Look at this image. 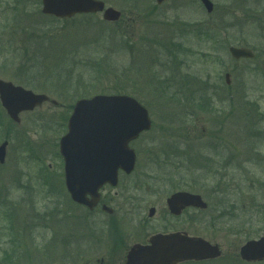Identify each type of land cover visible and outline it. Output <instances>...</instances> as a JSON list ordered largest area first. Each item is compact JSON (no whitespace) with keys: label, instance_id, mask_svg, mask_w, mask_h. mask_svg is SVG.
Instances as JSON below:
<instances>
[{"label":"rangeland","instance_id":"rangeland-1","mask_svg":"<svg viewBox=\"0 0 264 264\" xmlns=\"http://www.w3.org/2000/svg\"><path fill=\"white\" fill-rule=\"evenodd\" d=\"M104 1L122 11L120 25L104 21L101 13L92 15L91 24L75 34L82 38L80 47L69 40L74 30L61 42L68 58L57 66V18L41 13V0H0V78L62 104L47 102L23 112L17 126L0 103V143H10L8 160L0 165V264H75V259L81 264L78 255L65 263L64 254L69 258L81 246L79 242L74 250L76 241L68 245L70 236L80 238L65 230L70 226L79 234L72 221L83 211L60 187L59 140L76 101L98 93L135 97L153 122L152 129L132 143L137 166L118 186V215L130 207L126 194L133 191V215L154 226L149 233L165 221L166 231H187L221 246L220 258L199 264H264L242 261L238 255L248 239L264 236V0H212V14L199 0H169L160 6L155 0ZM59 20L57 25L66 19ZM123 38L128 40L124 48ZM163 44L176 48L177 70ZM149 46L164 64L155 62L151 72L145 64ZM229 46L248 47L256 57L236 60ZM152 72L155 79L150 78ZM84 85L88 91L81 92ZM200 95L208 96L206 101ZM201 101L212 110L199 109ZM251 113L256 117H249ZM207 165L218 176L208 174L212 171ZM55 178L59 190L54 191L49 183ZM217 178L226 185L214 193ZM192 180L193 192L209 203L208 212L172 218L165 211L166 198ZM225 196L228 216L209 226ZM151 206L157 211L149 218ZM65 236V243H58ZM53 241L54 255L48 252Z\"/></svg>","mask_w":264,"mask_h":264},{"label":"water","instance_id":"water-1","mask_svg":"<svg viewBox=\"0 0 264 264\" xmlns=\"http://www.w3.org/2000/svg\"><path fill=\"white\" fill-rule=\"evenodd\" d=\"M167 0H156L162 4ZM209 13L214 10L211 0H201ZM103 12L107 21L120 20L122 12L105 6L103 0H42V13L58 18H71L76 14ZM236 58H253L252 50L230 47ZM230 75L226 78L229 82ZM0 100L8 115L20 123V113L33 110L44 102L57 105L55 99L46 94L34 93L10 81L0 79ZM69 131L60 140V152L65 160L66 186L74 201L93 208L99 201V189L106 183L118 184L119 169L131 173L136 164V153L130 141L143 131L150 130L152 121L149 112L135 98L123 95L97 94L76 102L68 123ZM8 141L0 145V163L7 154ZM92 196V200L87 199ZM206 209L201 195L177 192L168 198V207L180 215L186 207ZM112 212V209L104 206ZM155 208L150 209V216ZM151 245L133 248L128 264H178L184 261H201L221 256L218 244L202 237L190 236L186 232L157 234ZM240 257L248 262L264 260V236L247 241L240 247Z\"/></svg>","mask_w":264,"mask_h":264},{"label":"flooded vegetation","instance_id":"flooded-vegetation-1","mask_svg":"<svg viewBox=\"0 0 264 264\" xmlns=\"http://www.w3.org/2000/svg\"><path fill=\"white\" fill-rule=\"evenodd\" d=\"M8 154H7L6 162L8 160ZM56 173L59 174L58 176L61 177L63 176L64 184L63 186L60 187L61 189H63V192L67 191V188L65 186V177H64V163H63V170L61 172L58 171ZM132 174L133 173L126 174L124 171L120 170L119 171L120 182L123 177H127V178L131 177ZM58 179L59 178L51 181L53 187L55 188L54 191L58 189L57 187H59L56 185V183H54L57 182ZM195 182H196L195 180H192L189 184L185 186L186 189H178L175 190L174 192L180 190H187L193 192V190H195ZM118 186L117 187H112L110 185L103 186L101 189L99 202L97 203V205H95L93 209H90L88 206L85 205L77 206V207H81L83 211V215L80 216V218L74 217L72 224L74 223V225L78 226L80 232L79 234L71 232L70 226L65 231L66 234H72L75 236H79L80 238V241H78V240H74L70 236L68 240L69 243H67L68 245L71 244L73 241H76L73 242L74 250L75 247L78 246L77 244L79 242H81V246H80V250L76 254H74V251L69 253L70 257L69 258L66 257L65 263H69L70 261H72V258L75 259L74 258L76 257L75 255H78L81 257L80 259L81 264H90V263L127 264L129 252L134 246L149 245L150 238L153 234L157 232H166L165 221H163L161 227L159 228L160 230L163 231H160L159 229L155 228L154 232L149 233V230L151 228H154V226H150L149 225L150 222L145 218L140 220V218H136L133 215L135 214V209H136L134 204L137 201V197H134L133 191L131 195L126 194V199H127L126 203L130 205V207L125 211H122V215L119 216L118 214H119L120 206L118 205V197H119ZM174 192H172L171 194H173ZM121 197L124 198L123 196ZM113 204H116V207H114ZM104 205L113 208L114 212L110 213V211L108 212L107 210H105L103 208ZM151 207H155V206H151ZM165 211L166 213L170 214L166 204H165ZM96 214H101L103 216L96 217ZM170 216L172 218H180V217H174L172 214H170ZM65 231L63 232L65 233ZM66 239L67 237L65 236V238L63 239L64 243ZM94 257L96 258L95 261L94 262L90 261V258H94ZM74 263L75 264L77 263L76 259L74 260Z\"/></svg>","mask_w":264,"mask_h":264},{"label":"trees","instance_id":"trees-1","mask_svg":"<svg viewBox=\"0 0 264 264\" xmlns=\"http://www.w3.org/2000/svg\"><path fill=\"white\" fill-rule=\"evenodd\" d=\"M136 1H138V0H136ZM91 17H93V16L92 15H81V16H77V17H75L73 19L63 21V23L61 25H57V21H61V20L54 19L56 21V25H55L54 31H53V38H54V40H53V47H54V57H55V59H58V61H56L57 62L56 65L57 66L62 63L61 60H63L65 57H67V55H66V52L67 51H65V49L62 46V43L61 42H67L68 41L67 40V37H68L69 33L74 30L73 36L69 40H71V39L75 40V42L79 43V47H80V45L82 44V42H81L82 38H77L75 34L81 33L82 32L81 29L83 28V26L86 23L87 24H91L90 23L91 22V20H90ZM120 23H121V21L120 22H117V24H119V25H120ZM99 31H100L101 34H105V32H106L104 30H99ZM66 33H67V36L64 38V35ZM201 33L202 34L205 33L206 35L210 36L209 33H208V31H204V32L201 31ZM49 35H50V32H49ZM109 35L111 37L114 36V34L112 32H110ZM122 41L124 42V45L122 46L124 48L128 44V40H126L125 38H123ZM152 48H153L152 46H149V47H147L146 50L152 51L153 50ZM162 48L165 49V50H167L168 56H170V57L173 58V65H175V69L177 70V65L180 62L177 59V56L178 55L177 54H174L173 51H172V50H175L176 48H173L172 46L169 47L166 44H163L162 45ZM157 57H156L155 54L153 55L152 52H151V54L149 52L147 54V59H146L145 64H146V66H149V69H150L149 71L150 72H151V66L154 65L155 62H157ZM70 68H69L68 72H72L73 71ZM151 74H152V77H150L151 79H153V78L155 79L157 77V76H155V74L153 72ZM159 83L164 84V81L159 82ZM86 88H88V87L85 86V85L82 86L81 92L88 91ZM207 97L208 96H205V98H204L202 95H200V98L204 99L205 101H206ZM209 97L211 98V96H209ZM197 107L199 109L203 110V111L212 110V107H210V106H209L210 108H207L206 109L205 102L202 103V101L199 104H197ZM252 114H254V113H251V115L249 117H254ZM216 187H219V185H216L215 188ZM215 211L218 212V213L214 216V219L213 218L210 219V222H208L209 223V226H214V223H213L214 221L221 222V221H223L228 216L227 215V209L223 208L222 205L215 207ZM225 223H227V221L224 222V224ZM238 227H240V226H234L233 229H239ZM5 258H8L7 255H5ZM192 264H194V263H192ZM197 264H199V263H197Z\"/></svg>","mask_w":264,"mask_h":264}]
</instances>
